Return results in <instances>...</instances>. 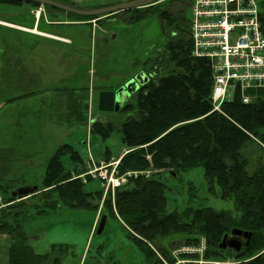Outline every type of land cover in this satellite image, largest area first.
Segmentation results:
<instances>
[{
    "label": "rangeland",
    "instance_id": "1",
    "mask_svg": "<svg viewBox=\"0 0 264 264\" xmlns=\"http://www.w3.org/2000/svg\"><path fill=\"white\" fill-rule=\"evenodd\" d=\"M132 1L136 0H71L70 3L84 9ZM185 1L164 0L154 6L168 8L174 14L184 11L191 20V7L185 11ZM23 4L17 7L0 3V182L41 189L48 162L63 145L72 146L84 159L86 170L81 167L79 176L69 158L63 159L67 172L84 180L90 170L99 167L97 163L101 167L108 164L103 161L107 151L111 163H116L126 152L119 129L129 115L99 112L100 92L116 91L141 70H150L154 62L149 61L159 60L160 52L176 31L162 25L158 11L149 12L139 20H132L134 13L126 11L110 19L85 22L68 19L63 12L51 13L45 6ZM157 69L163 76L164 64H158ZM84 89L88 91L80 92ZM86 96L87 121L73 124L76 121L67 108L68 99L76 97L82 101ZM95 123L113 124L119 131L103 141L91 134ZM257 145H250L244 152L250 174L264 162V142L257 141ZM162 178L167 185L168 212H182L188 207L234 210L232 201L219 197L217 186L211 189L202 168L180 173L175 178L167 172ZM85 188L87 192L103 191V200L95 213L100 218V213L106 210L105 197L114 194L107 192L99 180ZM4 192H0V204L6 211ZM41 195L43 192L39 190L27 198H16L15 202L25 204L19 209H24V230L36 254H46L54 245H68L73 249L62 264H150L118 220L107 218L102 235L91 236L94 212L63 206L38 216L34 205ZM179 240L165 244L171 248L185 244ZM11 241V237L0 235V264H8ZM199 243L187 246L197 248ZM158 246L154 248L158 250ZM223 251L220 259L207 257L208 248L197 255H204L205 261L232 264H246L258 256L237 258L239 253ZM155 259L158 264L157 255Z\"/></svg>",
    "mask_w": 264,
    "mask_h": 264
},
{
    "label": "trees",
    "instance_id": "2",
    "mask_svg": "<svg viewBox=\"0 0 264 264\" xmlns=\"http://www.w3.org/2000/svg\"><path fill=\"white\" fill-rule=\"evenodd\" d=\"M60 1L70 3L69 0ZM192 1L184 2L185 11ZM0 3L17 7L24 5L19 2ZM46 8L51 13H62ZM261 10L264 30V0ZM156 11L162 25L176 32L160 52L159 60L149 61L154 62L150 70L140 71L153 75L152 82L133 95L120 111L129 116L119 129L126 152L117 167L118 176L147 171L152 175L148 179H130L115 191L113 197L111 194L105 197L106 210L100 213L99 221L103 215L118 220L150 264L157 263L155 252L149 245L162 244L157 251L169 255L171 246L165 243L173 239H180L185 245H195L205 238L207 257L220 259L224 252L220 248L223 238L234 229L252 234L249 246L234 256L253 258L258 255L246 264H264V162H260L257 170L250 174V163L244 156L250 145L264 142V90L256 93L258 97L251 104H244L237 96L223 104L221 113L213 112L212 69L207 60L196 59L192 55L191 20L187 19L185 12L174 14L168 8L155 6L128 12L134 13L132 20H139ZM68 17L85 22L98 19ZM161 63L165 70L163 76L157 69ZM83 91L88 89L80 90ZM82 98V101L76 97L68 99L67 108L76 121L73 124L87 121L88 98ZM119 130L113 124L95 123L91 134L106 141ZM108 152L103 161L110 164L112 157ZM65 157L69 158L77 176L81 175V170H86L79 152L70 145L60 147L48 162L40 189L43 195L34 205L38 216L63 206L90 210L95 215L103 200V191L87 192L85 187L97 179L88 176L85 183L82 179L73 178L72 173L65 169ZM197 168L204 170L211 189L219 188L218 195L222 200L233 202V211L188 207L182 212H168L167 185L162 175L168 172L172 177ZM16 188L0 182V192L5 191L4 202L8 205L4 211L0 204V235H7L12 240L8 264H62L63 258L72 252V246L54 245L46 254H36L29 245L30 237L24 230V209H19L25 204L16 205L18 199L11 196V191Z\"/></svg>",
    "mask_w": 264,
    "mask_h": 264
},
{
    "label": "built area",
    "instance_id": "3",
    "mask_svg": "<svg viewBox=\"0 0 264 264\" xmlns=\"http://www.w3.org/2000/svg\"><path fill=\"white\" fill-rule=\"evenodd\" d=\"M262 0H193L190 39L192 55L210 63L213 74V112H222L224 103L241 97L251 104L264 90V30L260 20ZM118 162L93 168L87 174L102 181L107 192L123 187L129 179L150 178L152 173L130 172L117 176ZM158 264H232L205 261L207 242L198 247L179 246L169 255L151 246ZM193 254V255H192Z\"/></svg>",
    "mask_w": 264,
    "mask_h": 264
},
{
    "label": "water",
    "instance_id": "4",
    "mask_svg": "<svg viewBox=\"0 0 264 264\" xmlns=\"http://www.w3.org/2000/svg\"><path fill=\"white\" fill-rule=\"evenodd\" d=\"M5 2H19L26 4H36L40 6L50 7L62 11L67 15H73L84 18H108L119 14L121 12L147 8L154 6L164 0H136L129 3L120 4L117 6L104 7L99 9H81L76 6L63 3L57 0H0ZM152 76V75H151ZM149 82V77L144 72L139 73L135 78L129 81L125 86L121 87L118 91H102L99 94L98 110L103 113H118L120 112L126 103L135 95L140 87H143ZM172 177H176L173 174ZM39 192V187H22L18 188L12 193L13 198H27L33 194ZM107 216L103 215L100 219L97 227L96 234L102 235L107 224ZM232 236L244 237L247 239V246H249L252 234L244 231L234 229L231 232ZM241 243L237 240H229L228 235H225L220 245L222 250L232 249L236 252H240Z\"/></svg>",
    "mask_w": 264,
    "mask_h": 264
},
{
    "label": "flooded vegetation",
    "instance_id": "5",
    "mask_svg": "<svg viewBox=\"0 0 264 264\" xmlns=\"http://www.w3.org/2000/svg\"><path fill=\"white\" fill-rule=\"evenodd\" d=\"M61 2H63V1H61ZM63 3H66V2H63ZM141 73V72H140ZM139 74V73H138ZM149 77V82L147 83V84H145L143 87H145V86H147L149 83H151L152 82V80H153V78H154V76L152 75H149L148 76ZM132 80V79H131ZM130 80V81H131ZM129 82V81H128ZM127 84V83H126ZM125 84V85H126ZM124 85V86H125ZM123 87V86H122ZM143 87H140V89L141 88H143ZM139 89V90H140ZM119 90V89H118ZM118 90H116V91H118ZM116 91H114V92H116ZM232 232V231H231ZM231 232L229 233V234H227L228 235V239L229 240H237V241H239L240 243H241V247H240V252H236V251H234V250H232V249H230L231 251H234V252H236V253H241L242 251H244L245 249H246V247H247V239H245L243 236L242 237H238V236H232V234H231ZM228 250V249H227Z\"/></svg>",
    "mask_w": 264,
    "mask_h": 264
},
{
    "label": "crops",
    "instance_id": "6",
    "mask_svg": "<svg viewBox=\"0 0 264 264\" xmlns=\"http://www.w3.org/2000/svg\"><path fill=\"white\" fill-rule=\"evenodd\" d=\"M69 2H71V0H69ZM72 3V2H71ZM72 5H74V6H77V7H80V6H78L77 4H72ZM96 5H99V4H96ZM106 6H108L109 7V5H100V6H93V7H91V8H84V9H99V8H104V7H106ZM81 8V7H80ZM68 19H69V17H68ZM98 224H99V216H98V214L97 215H95L94 216V218H93V220H92V224H91V232H90V235L91 236H93L94 234H95V232H96V229H97V227H98ZM84 252H85V250H84ZM83 252V253H84Z\"/></svg>",
    "mask_w": 264,
    "mask_h": 264
}]
</instances>
